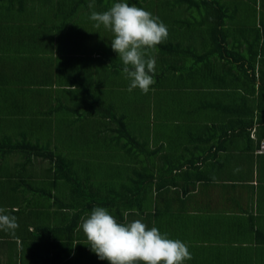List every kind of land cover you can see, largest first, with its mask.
Segmentation results:
<instances>
[{
	"label": "crops",
	"instance_id": "1",
	"mask_svg": "<svg viewBox=\"0 0 264 264\" xmlns=\"http://www.w3.org/2000/svg\"><path fill=\"white\" fill-rule=\"evenodd\" d=\"M246 1L248 5L252 3L251 0ZM165 2L168 8L175 9L170 15L181 16L176 0ZM185 15L188 13L181 17ZM235 16L236 29L248 24V21L241 20L247 15L241 13L237 16V9ZM70 18L75 17L67 14L61 20L62 25L70 26ZM6 20L4 18L0 22ZM257 21L264 27L261 14H258ZM99 29L93 30L98 32ZM202 30L183 32L189 36L167 37L164 43L174 50L173 55L158 49L150 54L156 58L155 83L147 93L139 89L129 92L130 81L122 72L124 65L119 55L114 51L105 54L106 65L117 70L116 79L119 80L117 84L107 85L106 89L114 88V94L134 104L130 116L129 111H123L121 106L118 112L113 107L107 108L104 100L93 91L84 90L85 87L97 86L92 70L98 66L95 64L100 59L98 55L104 54L101 43L90 42V35L95 34L64 44L56 50V54L62 57L61 65L55 70V85L59 89L54 99L48 98L51 106L47 109L69 108L64 113L70 130L74 124L82 126L88 118L94 119V113L95 116L98 111L103 113L98 127L92 132L98 141L90 147V159L95 163L103 161L100 156H104L103 151L107 148L104 144L108 142L109 135L113 140L122 120L139 142L144 135L150 134L144 139L149 141L150 159L146 156L144 160L150 162L153 159V163L150 162L153 170H159L163 163L162 170L154 174L155 182L168 183L161 190L154 189L151 200L141 209L136 207L137 213L132 220L139 219L149 228L157 227L168 238L184 242L191 254V259L184 264H264V154L257 153L258 142L251 139L258 138L259 134L264 136V97L260 102L258 91L254 94L253 89L247 86L241 88L238 84L230 86L228 91H224V87L219 90L223 73L218 65H214L217 57L212 55L209 46L211 38ZM235 32L227 35L233 37ZM259 49V62L251 72L260 77V72L264 71L262 44ZM232 50L237 51L236 48ZM228 58L231 70L236 68L237 54L233 53ZM85 75H88V80L83 79ZM216 87L221 97L211 93ZM242 94L250 95V99L242 100ZM213 95L216 104L210 108L215 110L194 102L195 98ZM148 96L150 100L142 101ZM234 104L236 107L233 110L226 107ZM197 106L200 107L195 109ZM241 107L249 110L244 113L247 123L248 114H253L256 122L251 129H255L256 134L252 136L250 131V139L246 138L250 127L236 111ZM144 108L151 120L150 126L148 119L145 123ZM89 113H92L91 117L87 116ZM68 148L71 149L70 146ZM112 157L119 162L128 161L119 151ZM154 159L159 161L154 162ZM118 166V162L112 163L109 169H117ZM19 187L11 189L9 157L0 167V208L8 209L10 215H15L19 226L15 236L0 229V264H42L44 257L40 251L44 247L48 253V264L61 257H65L66 262L80 260L82 264H109L107 260L99 259L89 246L76 245L68 252L57 238L63 235L57 231L59 224L55 221L58 209L37 214L32 207H25L30 193L21 185ZM46 220L54 222L56 237L52 232L51 245L36 247L32 245L34 237L31 233L36 231L38 225L35 226V223Z\"/></svg>",
	"mask_w": 264,
	"mask_h": 264
},
{
	"label": "rangeland",
	"instance_id": "2",
	"mask_svg": "<svg viewBox=\"0 0 264 264\" xmlns=\"http://www.w3.org/2000/svg\"><path fill=\"white\" fill-rule=\"evenodd\" d=\"M24 1H26L27 11L26 13H23V15H11L9 10H3V13L0 15V21H3L4 18L7 19L5 22H0V46H6L5 48L0 49V130L8 131L10 138L13 136V140L15 141H21L25 135L29 141H31L32 138H39L41 143L45 144V147L47 144H51L52 142L50 150L55 153H62L63 151H66L68 156L71 158V164L74 165V170L78 174L76 177L82 178L85 185V178L91 177V181L94 183L99 184L100 181H110V184L114 186V181L117 180V178L112 174L109 166H112V163L117 162L120 166H131L136 162H134V157L128 158L127 162H119V159L112 160L114 158L112 156L115 155V153L117 154L118 146L117 142H114L110 135L108 136V142L104 144V146H107V148L103 151L104 156H100L103 161L95 163L90 159V147L98 143L97 137L92 134V132L96 127H98V120L102 118L103 113L98 111L96 112V116L94 113V119L88 118L82 126L80 123L74 124L70 130L68 117H66L65 113L56 112L53 117H47L44 119L45 117L39 111L41 106H51L47 93L50 92L54 95L59 89V86L55 84L50 88L44 87L45 75L47 71L53 73L55 78V70L62 63V57L59 54H56V50L61 48L66 43L70 44L76 39L86 37L85 35L90 34H95L90 35L92 36L90 38V42H99L102 44L104 42L102 37L107 36V33H105L102 28L99 29L98 32L92 29L94 27V23L89 20L90 15L88 13L90 10L84 8L78 9L80 14L76 15L74 19L70 18V26H65L62 25L61 20L67 16V13L63 14V17L57 18L55 16L53 5V2H56L55 0H53V2L47 7L44 6L43 3L34 5L29 0ZM37 2H39V0H37ZM140 2L142 3L143 0H140ZM215 2H217V4L213 3L208 7V9L215 10L219 5L221 8L225 6L227 11L226 17L229 20L230 16L233 18L235 17L236 9L237 16H240L241 13L248 16L251 12V8L246 0H243L242 2H238V0H218ZM107 4L108 3L105 5ZM113 4L114 3H110L111 6ZM163 5L164 1L161 0H147L144 7H139L149 11L153 14V16L159 17L160 21L165 22L166 19L164 24L167 26L169 20L174 19L178 15L176 14L168 19V14H164ZM135 6L138 5L135 4ZM177 8L183 11L186 9V5L177 6ZM199 8L200 16L196 14L193 19L201 18L204 22V27H207L212 22L211 19L206 16L207 7L200 6ZM157 10L160 11L156 13ZM183 14L184 13H182L181 16ZM181 16H178V22L176 24V28L174 29L175 32L170 34L172 37L189 36L187 33L180 31L181 29L185 30L187 25L190 24L193 19L189 21L186 19V17L189 16ZM228 22L225 25V32L233 30L232 25L228 24ZM8 25H11V31L9 28L5 27ZM53 25H55V28L50 31ZM17 26H23L24 32L19 34L15 29ZM241 30L244 31H237L233 35L238 38L242 37L248 39L257 29L254 22L251 20L247 25H245V28ZM3 34L10 43H5V40L1 38ZM19 38L23 39L24 43L21 51L28 53L29 58L27 59L20 55L17 56L15 51L11 50V43L15 42ZM228 39L229 48L232 50L233 37L229 36ZM109 51L110 48L108 44L106 52L109 53ZM4 54L7 55V58L4 57ZM98 57L100 59L95 61V64L98 66L96 69L92 70L96 78L97 86L92 87V91L104 100V102L108 105L107 108L113 107L118 112V107L121 106L123 111H129L128 114L130 116V114H132L130 109L133 108L134 104L114 94V88H111L110 90L106 89L107 85L111 83L117 84L119 82V80L116 79L117 70L114 67L111 68L110 65H106L105 60L107 57L105 54L98 55ZM12 74L14 75L16 84L11 82L12 79H14ZM33 81H36V83ZM20 88L23 90H20ZM145 100H150V96L142 99V101ZM143 111L146 114V123L148 119V112L145 108ZM91 114L92 113H89L87 116L91 117ZM43 122H46L50 131L41 132V128H44ZM19 136H21V138ZM149 137L150 134H147L140 138V140L143 142L144 139ZM67 146H70L71 149L68 150ZM63 148H65V150H62ZM125 153L126 151H121V154ZM16 156H22V160H18V162H11V185L15 183L23 185L22 179H27L32 176L33 178L36 177V184H34V187L37 188L36 191H40L37 195L30 193V199L26 201L25 207H32L37 214L42 213V211L46 213L49 209H56L58 206L52 205V202H50V193L53 194L54 198L56 197L58 202L61 199L64 200L65 196L57 194L54 190H52V183L50 180L52 178H50V172L47 171V168L51 167L50 162L45 161L41 163V165L33 163L26 166L24 164L26 162V155L18 153ZM138 156L141 159L146 158L145 154L140 153ZM233 166H235V164H233ZM138 168L134 170H137ZM132 177V172L125 171L119 175L118 179H121L122 182H129ZM61 186L63 187L64 183L61 184ZM94 192L95 189L92 190L90 194ZM175 195L176 194H172V196ZM68 197L69 195L67 198ZM25 207H23V210ZM64 212H67V209H65ZM59 215L61 214H58L56 221L60 226H62L63 220ZM87 217L88 215L85 216V218ZM44 224H46V221H38L35 223V226L38 225L37 227H41L40 225L43 226ZM46 226L51 228L55 227L53 223H48ZM48 231L49 232L47 233L52 234V230H50V228ZM39 233L40 232L38 230L35 234L39 235ZM35 242L37 241H33L32 245H35L36 247L43 246L42 244L37 246ZM48 245H51V240ZM40 254L44 257L42 264H48V253L45 247L40 251ZM49 264H82V261L66 262L65 257H61V259L55 260V262Z\"/></svg>",
	"mask_w": 264,
	"mask_h": 264
},
{
	"label": "trees",
	"instance_id": "3",
	"mask_svg": "<svg viewBox=\"0 0 264 264\" xmlns=\"http://www.w3.org/2000/svg\"><path fill=\"white\" fill-rule=\"evenodd\" d=\"M34 5L43 3L44 6H48L53 2V0H29ZM56 2H53L54 5V13L55 14H65L67 13L69 17H75L76 15H79L78 9L84 8L87 10H90L88 13L91 15L93 11L96 12H104L111 8L110 3H118V2H126L130 6L137 4V7H144L147 0H143L141 3L140 0H55ZM164 1V14H168V19H170L173 15H170V13L174 12V8H168V3ZM177 6H183L186 5V9L182 11V13H188L186 19L189 21L194 18V16L199 14L200 6H206V16L211 19V23L204 27V22L201 20V18L193 19L190 24L187 25L185 30L182 32H188L192 29L194 31H198V29L203 28V32L207 33L210 36L209 40V46L212 50V55L217 57V59L214 62V65H218L221 68V72L223 73V78L221 80V83L219 84V90L221 91L224 87V91L230 90V86L237 85L243 88L244 86H247L249 89H253V93L255 94L256 91L259 93V101L261 102V97H264V71L260 72V77L257 75V73L251 72V70H255L254 67L256 66V63L259 62V59L257 57V54L259 52V45L262 44L264 48V27L262 23L257 21L258 14H261L262 17H264V0H251V4L249 5L251 8V12L248 16H243L242 21L243 22H249L253 21L254 25L256 26L255 32L253 35L250 36V38H238L233 35V48H236V52L234 50H231L229 48V35L227 33L239 31L243 32L245 28V25H241V27H238L236 29V25L234 24V19L230 16V20L226 17L227 11L225 9V6L221 8L219 5L216 7L215 10H210L208 7L212 5L213 3H216L215 1L218 0H176ZM108 3L107 5H105ZM173 6L176 7L174 4ZM259 6V9H258ZM44 8V7H43ZM3 10H6L11 12V15L19 14L23 15V13H26V1L24 0H0V14L3 13ZM33 11V10H32ZM160 11V10H159ZM158 11V12H159ZM34 12V11H33ZM35 13V12H34ZM183 14V15H184ZM182 15V16H183ZM167 16V15H166ZM179 17H175L172 20H169L167 24L168 29V37L170 34H173L175 32L176 24L178 22ZM248 18V19H247ZM232 19V20H231ZM92 23L95 22L89 19ZM229 21V22H228ZM163 22V21H162ZM166 22V19H165ZM163 22V23H165ZM232 25L233 30L225 32V25L227 24ZM187 24V23H186ZM185 24V25H186ZM10 29L11 31V25L5 26ZM92 28L94 30H98L99 28L103 29L105 33H107V36L102 37L104 42L102 43V50L104 51V54H106V49L109 44V48L111 45V40L113 39V34L111 31L106 29L104 26L99 27L98 29ZM55 28V25H53L50 29L52 31ZM16 31L21 34L24 32L23 26H17ZM170 31V32H169ZM193 31V32H194ZM263 33V34H262ZM198 34V32H197ZM30 36V34L28 33ZM213 37V38H212ZM5 40V43H10L5 35L3 34L2 37ZM165 42V41H164ZM162 42L160 45H158L154 50H147L148 54L150 55L152 52L158 50H162L165 54H171L173 55L175 52L172 48H168L165 43ZM212 42V43H210ZM263 42V43H261ZM23 39L19 38L15 42L11 43V50L15 51L17 56H22L25 59L29 58V55L27 52H23L22 46H23ZM6 46H0V49L5 48ZM248 47V48H247ZM244 48H247L246 50ZM251 50L253 51V55H251ZM113 52V49H110L109 53ZM116 55V53L114 51ZM237 54L236 62H234V65L236 68H240V70H237L236 68L232 70H236L233 74L231 73V62L228 57H230L231 54ZM228 56V57H227ZM4 57L7 58V55L4 54ZM13 78L14 75L12 74ZM259 77V78H258ZM54 74L50 71H47L45 75V85L44 87L50 88L53 87L55 84ZM83 79H89L88 75H85ZM13 84H16L15 78L12 79ZM36 83V81H33ZM12 84V85H13ZM35 85V84H34ZM20 90H23L20 88ZM49 90V89H47ZM84 90L92 92V87H85ZM50 91V90H49ZM212 94H216L219 97H221V94L218 92L217 87L214 89ZM250 95L242 94V97H240L242 100H249ZM47 97L49 99H54V95L50 92L47 93ZM195 103L201 104L203 107H213L216 104V97L213 96H206L205 98L198 97L195 98ZM42 108L39 109V111L43 114L46 119L47 117H53V115L56 112L64 113L67 112V107H62V105L59 107L60 110L51 107L50 109H47V107L41 106ZM200 106L195 107V109H198ZM227 108L234 109L236 106H226ZM111 107H109L110 109ZM242 108V109H241ZM236 109V111L239 113L240 117L242 118L243 122L248 124L250 129L248 132H246V138L250 139V131L253 128L254 124V118L253 114L252 116L248 114L249 119L247 123V119L244 116V113L249 111L245 109L244 107H241ZM212 109V108H210ZM215 110V109H212ZM218 110V109H217ZM219 112L223 113V111L218 110ZM225 112V110H224ZM127 118V116H125ZM45 121V120H43ZM151 120L148 118V126H150ZM44 128H41V132L44 131H50L48 128L46 122H43ZM0 167L3 166L4 162L11 157V162H18V160H22V156H16L18 153L25 154V160L24 163L26 166L31 165L33 163L41 165V163L45 161H49L51 164V167L47 168V171L50 172V179L52 183V190H54L57 194L65 196L64 200H58L56 197H53V194L50 193V202H52V205L58 206L56 209L57 216L58 214H61L63 225L58 226L59 232H62L63 235H58V241L62 242V245L64 248L70 251V249H73L76 245H83L88 246V241L86 239V236L84 235L82 229L80 231H77L78 226L81 224V218L86 215H90L92 210L96 207H104L106 208L111 215H113L118 222L123 223L124 222V213L128 212V220L131 221L137 213V208L141 209L145 204H147L151 200V196L153 193V190H161L164 187H162L164 184H167L168 182H155L156 176L155 173L159 172V170H162V165L159 170H153L151 168V163H153V159L150 160V162L141 159L138 155L145 154L148 159H150V150H149V141L143 140V142H139L138 138L134 137L132 134L129 133L126 123L124 120H122V123L119 126V129L116 132V135H114L113 140L114 142H117L118 151L120 155L126 156L127 158H133L134 157V163L131 166H118L117 169H111L112 174L117 178V180L114 181V186L110 184V181H100L99 184L94 183L91 181V177L85 178L86 185L82 178H77L78 175L77 172L74 170V165L71 164L70 160L71 158L68 156L67 152L63 151L62 153H55L54 151L50 150V146L52 144H47L45 147V144H42L39 138L33 139L35 141H29L27 137L24 135V138H22L21 141L13 140V136H11L8 133V131L0 130ZM252 136L253 133L256 134V130L251 131ZM21 138V136H19ZM259 138V139H258ZM251 137L252 140L257 141V153L260 150L261 144L264 142V136L263 134H259V137ZM68 147V146H67ZM62 150H65L63 148ZM69 150V148H68ZM121 151H126L125 154H121ZM64 153V154H63ZM259 154V153H258ZM137 156V157H136ZM137 159L139 161L137 162ZM159 160H155L154 162H158ZM165 163V162H164ZM168 163V162H166ZM139 167V168H138ZM138 168L137 170H134ZM166 169V167H164ZM167 170V169H166ZM176 170V169H171ZM125 171H130L133 173V177L130 179L129 182H122L121 179H118L119 175L124 173ZM123 179V178H122ZM23 185H21V188L23 190H26L27 192L37 195L40 191H36L37 188L34 187V184H36V177H29L27 179H22ZM64 183V186L62 187L61 184ZM20 185L13 184L11 185V189L20 188ZM95 189V192L90 194L92 190ZM54 192V193H55ZM56 194V195H57ZM69 197L67 198V196ZM62 209V210H61ZM65 209H67V212H64ZM64 212V213H62ZM56 221V220H55ZM48 223H53L46 220V224L41 227H36V231L33 230L31 235L34 237V241L37 246L39 245H48L49 241L51 240L52 236L51 234H48L49 228L54 232V228L47 227L46 225ZM39 230V235L35 234ZM47 233V235H46ZM57 233L56 231L53 236H55ZM39 237V238H38ZM56 237V236H55ZM32 248V247H31ZM70 254V253H68ZM77 258V257H76ZM43 259V258H42ZM41 259V260H42ZM44 261V260H42Z\"/></svg>",
	"mask_w": 264,
	"mask_h": 264
},
{
	"label": "clouds",
	"instance_id": "4",
	"mask_svg": "<svg viewBox=\"0 0 264 264\" xmlns=\"http://www.w3.org/2000/svg\"><path fill=\"white\" fill-rule=\"evenodd\" d=\"M90 19L95 27L104 26L113 34L111 47L124 65L128 91L147 93L155 83L156 67V58L147 50L167 39V26L149 11L126 2L114 3L104 12L93 11ZM18 226L17 217L0 208V229L15 236ZM81 229L91 251L109 264H184L191 259L184 242L168 238L139 219L129 221L128 212L121 223L106 208L96 207L87 218H81L77 231Z\"/></svg>",
	"mask_w": 264,
	"mask_h": 264
},
{
	"label": "built area",
	"instance_id": "5",
	"mask_svg": "<svg viewBox=\"0 0 264 264\" xmlns=\"http://www.w3.org/2000/svg\"><path fill=\"white\" fill-rule=\"evenodd\" d=\"M259 154H264V142L261 144L260 150L258 151Z\"/></svg>",
	"mask_w": 264,
	"mask_h": 264
}]
</instances>
